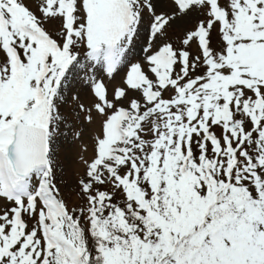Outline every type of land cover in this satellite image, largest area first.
<instances>
[{"label": "snow or ice", "instance_id": "obj_1", "mask_svg": "<svg viewBox=\"0 0 264 264\" xmlns=\"http://www.w3.org/2000/svg\"><path fill=\"white\" fill-rule=\"evenodd\" d=\"M0 264H264V0H0Z\"/></svg>", "mask_w": 264, "mask_h": 264}, {"label": "rangeland", "instance_id": "obj_2", "mask_svg": "<svg viewBox=\"0 0 264 264\" xmlns=\"http://www.w3.org/2000/svg\"><path fill=\"white\" fill-rule=\"evenodd\" d=\"M71 107V106H70ZM64 151L62 153V165L65 173V182L67 184L66 192L71 193V189L78 178V175L83 172V167L80 162L81 149L86 147L88 151L84 153L86 157L92 155V140L90 132L85 131L83 137L79 141H73L69 134L68 140L63 141ZM74 197V193L72 194Z\"/></svg>", "mask_w": 264, "mask_h": 264}]
</instances>
